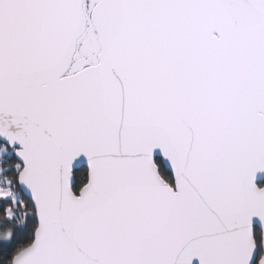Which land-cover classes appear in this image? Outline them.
I'll use <instances>...</instances> for the list:
<instances>
[{
  "label": "snow or ice",
  "instance_id": "obj_1",
  "mask_svg": "<svg viewBox=\"0 0 264 264\" xmlns=\"http://www.w3.org/2000/svg\"><path fill=\"white\" fill-rule=\"evenodd\" d=\"M0 264H264V0H0Z\"/></svg>",
  "mask_w": 264,
  "mask_h": 264
}]
</instances>
